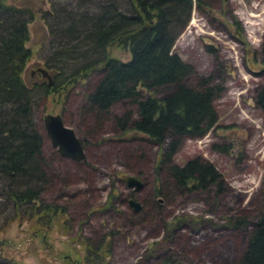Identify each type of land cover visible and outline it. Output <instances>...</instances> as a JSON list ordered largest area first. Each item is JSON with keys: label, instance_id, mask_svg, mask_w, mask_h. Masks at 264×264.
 Segmentation results:
<instances>
[{"label": "rangeland", "instance_id": "rangeland-1", "mask_svg": "<svg viewBox=\"0 0 264 264\" xmlns=\"http://www.w3.org/2000/svg\"><path fill=\"white\" fill-rule=\"evenodd\" d=\"M10 1L28 2L36 13L30 23L25 81L42 82L41 72L35 80L31 75L39 68L49 69L56 78L45 62L53 52L50 23L57 16L86 11L80 10L83 0ZM90 3L93 15L99 0ZM173 50L195 68L188 85L198 87L211 78L215 125L202 136H185L172 162L166 163L165 151L173 137L159 144L136 132L133 122L140 116L131 99L108 111L88 103L101 70L42 97L34 107L45 173L40 197L45 205L60 208L59 224L42 233L27 222H12L14 204L0 196L1 255L25 264H86L90 253L83 242L109 250L103 264H234L243 255L264 212V111L258 103L264 88V0H202L200 7L194 5ZM112 53L123 61L130 58L116 45ZM74 67L70 65L63 78ZM174 90L164 86L154 94L162 98ZM48 113L61 114L76 132L84 146L83 159L59 154L45 128ZM128 113L132 123L124 128ZM191 159L212 164L221 187L176 188L169 180V167ZM127 176L137 177L141 189L128 187ZM6 183L0 179V193ZM131 199L140 203L139 212ZM174 221L177 227L170 230Z\"/></svg>", "mask_w": 264, "mask_h": 264}, {"label": "trees", "instance_id": "trees-1", "mask_svg": "<svg viewBox=\"0 0 264 264\" xmlns=\"http://www.w3.org/2000/svg\"><path fill=\"white\" fill-rule=\"evenodd\" d=\"M9 1L0 0V179L7 182L0 196L14 204L12 222H27L42 233L59 224L60 208L45 205L40 197L39 184L45 173L34 107L42 97L96 70L103 75L88 95V103L108 111L115 103L131 99L140 116L133 122L136 132L159 144L173 137L165 151L166 163L172 162L185 136H202L215 125L217 114L212 100L216 89L209 85L211 78L206 77L198 87L188 85L186 80L194 75L195 68L173 50L178 35L190 22L194 5L200 7L202 0H99L93 15L88 8L92 0H83L79 9L86 11L57 16L50 23L53 52L45 62L58 74L52 86L49 81L41 85L25 81L23 71L31 57L27 47L30 23L36 13L28 2ZM115 45L128 51L130 58L123 61L113 55ZM70 65L76 68L63 78ZM59 76L63 79L57 81ZM164 86H174L175 90L162 98L156 96V89ZM145 93L148 96L143 97ZM258 103L264 111V88ZM128 122L132 123L131 113L122 127ZM169 174L178 189L199 190L213 184L221 187L216 168L199 159L182 166L171 164ZM160 191L157 188V193ZM176 223L169 229L176 228ZM83 248L90 253L86 264H103L109 253L87 242H83ZM0 264L25 263L0 253ZM234 264H264V212L249 235L246 250Z\"/></svg>", "mask_w": 264, "mask_h": 264}, {"label": "water", "instance_id": "water-1", "mask_svg": "<svg viewBox=\"0 0 264 264\" xmlns=\"http://www.w3.org/2000/svg\"><path fill=\"white\" fill-rule=\"evenodd\" d=\"M38 71L50 80L49 84L52 86L53 81L49 71L45 68H39ZM44 123L47 133L60 155L63 157H70L74 160H81L85 157L84 146L81 139L71 127L65 124L61 114H46L44 116ZM125 180L128 187H134L135 190L141 189L143 185L135 176H127ZM129 202L136 212L141 210L142 207L138 201L131 199Z\"/></svg>", "mask_w": 264, "mask_h": 264}, {"label": "flooded vegetation", "instance_id": "flooded-vegetation-1", "mask_svg": "<svg viewBox=\"0 0 264 264\" xmlns=\"http://www.w3.org/2000/svg\"><path fill=\"white\" fill-rule=\"evenodd\" d=\"M39 72L40 71H38V70H32L31 75H32L33 80L36 79V77H37ZM50 75L52 76V81L54 82V75H52L51 72H50ZM39 78H41L42 82H35V84H37V83H45L46 80L50 82V80L47 77H44L43 75L41 77L39 76Z\"/></svg>", "mask_w": 264, "mask_h": 264}]
</instances>
